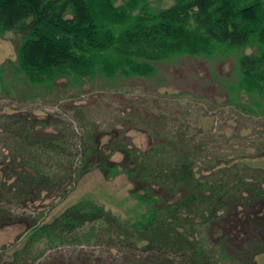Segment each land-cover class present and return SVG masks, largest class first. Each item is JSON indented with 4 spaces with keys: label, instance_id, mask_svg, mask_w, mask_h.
Segmentation results:
<instances>
[{
    "label": "trees",
    "instance_id": "16d2710c",
    "mask_svg": "<svg viewBox=\"0 0 264 264\" xmlns=\"http://www.w3.org/2000/svg\"><path fill=\"white\" fill-rule=\"evenodd\" d=\"M152 4L0 0V35L9 32L16 50L14 59L0 63L1 92L11 94L26 78L49 94L66 78L80 93L96 77L106 84L149 77L157 62L220 52L232 55L230 102L246 113L264 114V0ZM81 119L77 134L71 125L59 127L62 121L51 114H0V139L9 142L0 159L3 198L26 206L43 192L65 197L84 174L99 169L106 178L124 172L132 194L147 208L131 221L82 198L52 221L37 224V218L1 206L0 226L23 220L32 230L28 249L44 237L75 239L88 227L87 239L135 252L134 264H258L256 256L264 254L263 167L248 164L243 155L207 153L186 131L152 123L154 142L147 149L122 130L102 142L104 132ZM116 152L120 160L112 158ZM231 221L246 230L234 232Z\"/></svg>",
    "mask_w": 264,
    "mask_h": 264
},
{
    "label": "rangeland",
    "instance_id": "374dc122",
    "mask_svg": "<svg viewBox=\"0 0 264 264\" xmlns=\"http://www.w3.org/2000/svg\"><path fill=\"white\" fill-rule=\"evenodd\" d=\"M152 2L155 7L169 4V0ZM10 36L9 32L0 35V63L16 56ZM233 67L230 54L178 55L157 62L153 76H134L111 84L96 77L83 84L80 93L78 87L68 86L66 78L59 79L49 94L44 86L22 78L11 88V94L1 92L0 86V114L27 111L40 118L51 114L62 121L59 127L71 125L77 134L82 131L84 116L104 132L102 142L115 130H122L140 149H147L154 142L152 123L162 130L186 131L205 145L207 153L222 155L225 151L228 159L243 155V161L264 168V153L260 152V147H264V114L246 113L230 102L228 83L235 81ZM130 116L133 119L127 118ZM5 145L9 142L0 139V159L7 153ZM112 158L120 160L122 155L116 152ZM4 178L0 170V179ZM132 186L124 172L106 178L101 170L93 169L65 197L61 192H43L40 199L19 206L0 193V207L37 218L40 224L52 221L82 198H92L121 218L133 221L142 216L147 205L132 194ZM228 224L234 232L246 230L241 222ZM88 229L82 228L75 239L63 242L44 237L28 249L32 230H27L25 221L0 226V264H134L136 259L131 255L135 252L89 240L85 235ZM242 237H247V233ZM255 259L264 264V254Z\"/></svg>",
    "mask_w": 264,
    "mask_h": 264
}]
</instances>
